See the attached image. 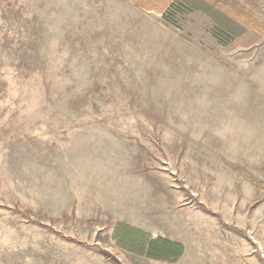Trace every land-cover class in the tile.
Masks as SVG:
<instances>
[{
    "label": "rangeland",
    "instance_id": "rangeland-1",
    "mask_svg": "<svg viewBox=\"0 0 264 264\" xmlns=\"http://www.w3.org/2000/svg\"><path fill=\"white\" fill-rule=\"evenodd\" d=\"M0 264H264V0H0Z\"/></svg>",
    "mask_w": 264,
    "mask_h": 264
},
{
    "label": "trees",
    "instance_id": "trees-1",
    "mask_svg": "<svg viewBox=\"0 0 264 264\" xmlns=\"http://www.w3.org/2000/svg\"><path fill=\"white\" fill-rule=\"evenodd\" d=\"M213 7L211 5L208 6L210 10ZM113 237L121 247H127L130 250H136L138 247L136 252H140V254L142 253L146 257L155 260L173 262L183 252V245L180 242L162 237L152 238L144 231L122 221L116 222L113 228Z\"/></svg>",
    "mask_w": 264,
    "mask_h": 264
}]
</instances>
